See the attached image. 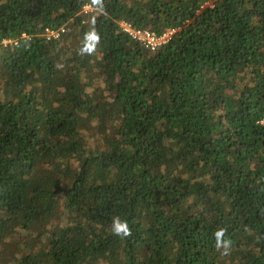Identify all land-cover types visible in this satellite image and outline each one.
I'll use <instances>...</instances> for the list:
<instances>
[{
    "label": "trees",
    "instance_id": "1",
    "mask_svg": "<svg viewBox=\"0 0 264 264\" xmlns=\"http://www.w3.org/2000/svg\"><path fill=\"white\" fill-rule=\"evenodd\" d=\"M263 116L264 0H0V264H264Z\"/></svg>",
    "mask_w": 264,
    "mask_h": 264
},
{
    "label": "built area",
    "instance_id": "2",
    "mask_svg": "<svg viewBox=\"0 0 264 264\" xmlns=\"http://www.w3.org/2000/svg\"><path fill=\"white\" fill-rule=\"evenodd\" d=\"M89 9L85 8V11ZM123 30L131 36L133 39L140 41L144 46L149 49V50H155L158 48L160 45L164 44L167 42L174 31H167L161 35H156L152 32L149 31H135L132 30L130 26L127 24H122ZM63 30L60 31H46V36L47 38H53V39H58L60 36V33H63ZM8 42L4 41L3 44L6 45ZM261 125H264V116L262 119L259 121Z\"/></svg>",
    "mask_w": 264,
    "mask_h": 264
},
{
    "label": "clouds",
    "instance_id": "3",
    "mask_svg": "<svg viewBox=\"0 0 264 264\" xmlns=\"http://www.w3.org/2000/svg\"><path fill=\"white\" fill-rule=\"evenodd\" d=\"M98 36L95 34L91 35L89 37V40L91 41L88 43L81 51L82 53H88L91 54L95 50V45L98 43ZM112 231L114 235H117L121 238L128 237L131 235V229L126 221L120 220L119 217H115L113 219L112 224ZM225 235V232L223 229L218 230L215 233V240H216V246L217 247H224L227 248L230 245V241L224 240L223 237Z\"/></svg>",
    "mask_w": 264,
    "mask_h": 264
}]
</instances>
